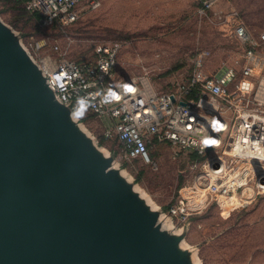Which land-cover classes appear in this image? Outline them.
<instances>
[{
	"label": "water",
	"instance_id": "obj_1",
	"mask_svg": "<svg viewBox=\"0 0 264 264\" xmlns=\"http://www.w3.org/2000/svg\"><path fill=\"white\" fill-rule=\"evenodd\" d=\"M0 17V264H198Z\"/></svg>",
	"mask_w": 264,
	"mask_h": 264
},
{
	"label": "built area",
	"instance_id": "obj_2",
	"mask_svg": "<svg viewBox=\"0 0 264 264\" xmlns=\"http://www.w3.org/2000/svg\"><path fill=\"white\" fill-rule=\"evenodd\" d=\"M215 1L204 0L200 12ZM101 4V0H26L24 5L41 26L66 27ZM236 33L246 45V62L233 90L230 85L237 80V71L227 66L208 71L202 53L192 56L187 77L178 79L173 89L159 91L146 77L115 75L122 49L118 42L96 44L92 58L82 61L62 53L43 54L50 46L46 38L23 43L60 101L75 115L87 107L105 121L104 138L120 145L116 163L140 160L158 168L153 153L162 144L176 156L189 155L193 174L163 212L180 230L189 228L192 217L212 205L228 218L264 195V80L252 98L264 67L260 51L264 28L255 36L241 24ZM51 49L60 53L61 47Z\"/></svg>",
	"mask_w": 264,
	"mask_h": 264
},
{
	"label": "rangeland",
	"instance_id": "obj_3",
	"mask_svg": "<svg viewBox=\"0 0 264 264\" xmlns=\"http://www.w3.org/2000/svg\"><path fill=\"white\" fill-rule=\"evenodd\" d=\"M26 0H0V17L21 35L23 42L46 38L43 54L74 60L92 58L99 43H120L115 75L122 79L146 77L159 91L171 90L191 71V58L204 54L206 69L232 67L242 77L246 45L236 33L243 24L258 36L264 28V0H216L201 13L204 0H101L71 26H41L25 8ZM58 44L60 53L51 48ZM52 46V47H51ZM264 53V44L260 48ZM264 80V67L255 92ZM258 95V94H257ZM259 96V95H258ZM257 96V97H258ZM76 117L107 152L117 153V140L103 136L105 121L81 108ZM158 168L140 160H119L124 173L155 208H166L190 180L189 155H175L167 144L154 148ZM183 246L192 249L198 264H264V195L228 218L212 205L194 215Z\"/></svg>",
	"mask_w": 264,
	"mask_h": 264
},
{
	"label": "trees",
	"instance_id": "obj_4",
	"mask_svg": "<svg viewBox=\"0 0 264 264\" xmlns=\"http://www.w3.org/2000/svg\"><path fill=\"white\" fill-rule=\"evenodd\" d=\"M54 26H56V25H54Z\"/></svg>",
	"mask_w": 264,
	"mask_h": 264
},
{
	"label": "crops",
	"instance_id": "obj_5",
	"mask_svg": "<svg viewBox=\"0 0 264 264\" xmlns=\"http://www.w3.org/2000/svg\"><path fill=\"white\" fill-rule=\"evenodd\" d=\"M262 31V30H261Z\"/></svg>",
	"mask_w": 264,
	"mask_h": 264
}]
</instances>
